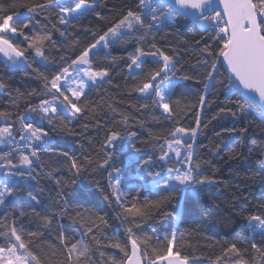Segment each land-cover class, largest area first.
<instances>
[{
	"label": "snow or ice",
	"instance_id": "snow-or-ice-1",
	"mask_svg": "<svg viewBox=\"0 0 264 264\" xmlns=\"http://www.w3.org/2000/svg\"><path fill=\"white\" fill-rule=\"evenodd\" d=\"M165 30L199 33L182 49L199 52L198 67L186 68L180 51L159 45L156 37ZM0 57L7 66L31 69L37 84L13 95L0 77V90H8L12 102L11 109L0 108V264H189L177 239L183 237L179 227L162 229L161 237L145 222L172 213L181 222L186 198L219 186L206 174L204 164L211 161L197 151L204 147L201 129L211 123L203 122L202 113L212 107L209 96L218 87L231 106L217 104L212 120L233 119L222 132H237L236 123L245 124L257 112L264 125V0H13L9 7L0 5ZM117 70L121 79L132 81L127 95L136 93L144 101L134 107L157 123L178 122L173 97L182 82L196 79L203 85L194 126H176L167 136L144 141L154 151L136 164L154 200L134 194L111 151L125 137L140 135L132 130L129 113L107 104L114 113L108 124L116 126L105 132L95 158L83 143H96L85 134L90 126H101L105 107L91 97L114 85ZM18 99L24 101L22 112ZM247 133L243 126L237 136L251 153L255 146L248 145ZM61 140L66 147H60ZM77 143L81 156L72 147ZM222 148L233 152L232 159L243 155L228 144L214 145L213 154ZM256 150L261 155L254 157L251 175L264 186V144ZM64 164L71 175H65ZM93 172L106 180L95 184L104 200L122 209L117 218L124 231L116 236L98 235L110 226L108 218L85 208L71 187ZM173 203L177 207L166 212ZM198 214L212 213L204 207ZM221 222L236 239L224 244L214 264H264V199L248 208L233 204Z\"/></svg>",
	"mask_w": 264,
	"mask_h": 264
},
{
	"label": "trees",
	"instance_id": "trees-1",
	"mask_svg": "<svg viewBox=\"0 0 264 264\" xmlns=\"http://www.w3.org/2000/svg\"><path fill=\"white\" fill-rule=\"evenodd\" d=\"M12 2L13 0H0V5L9 7ZM29 2H35V0H29ZM16 11L25 13V9L20 7H17ZM90 20L91 18L85 19L82 23L87 25ZM79 27L80 25H77L78 29ZM193 38H199V33L195 30L188 32H184L183 30L180 32L165 30L156 37L161 47L166 48L170 52H181L183 56L182 63H184L186 68L198 67L199 52L192 47H189L186 53L182 51L183 47L187 43H190ZM98 59L103 61V57ZM203 71V69H200L201 73ZM30 73L31 69L25 70L23 66L10 67L5 65L3 59L0 57V77L5 78L9 82L13 95H16V90L24 92L37 87ZM187 74L195 76L194 72ZM220 78L222 79L223 77L221 76ZM182 84L183 86L173 97L174 103L178 101L175 106L180 113V117L177 123L172 124L168 121L157 123L152 120L148 112L142 109L138 111L134 107L138 103H144V101L138 100V94L136 93H132L131 96L127 95L131 90L132 81L121 79L119 70H117L114 76L113 86L105 85L104 88L94 93L91 97L97 103L105 105L104 111L100 113L101 126L99 128L90 126L89 131L85 134L95 140L96 143H93L89 147L88 141H83L86 150L94 158L95 153L99 149V143L103 142L105 132L110 127L116 126L115 122L111 125L108 124L114 113L108 110L107 104H111L117 113H129L132 117L130 120L132 130L140 133L135 139L125 137L111 151H113L117 166L124 170L126 183L135 187L134 194H139L141 201L156 199L150 187L145 185V182H147V179L143 178L145 174L136 164V161L140 160L145 153L154 151L144 141L149 140L150 137L167 136L168 132L176 126L187 128L195 125V112L199 107L198 97L203 93V85H198L196 79L182 82ZM209 99L214 100V103L212 107L203 110L202 119L204 123H209V121L211 123H209L207 129H201L203 135L199 139L204 147H198L197 151L203 155L205 161H211V164H204V167L208 169L206 174L213 176L219 182V186H210L202 193L186 198L184 201L186 212L181 222H178L175 214L172 213V209L177 207L175 203L165 209L166 212L172 213V215H157L145 222L146 227L148 225L156 227L161 237L165 234L162 229L169 227L175 229L179 227L183 233V237L181 238L178 234L177 239L184 245L182 251L190 256V264H214L215 257L220 254L224 244L231 243L236 239L234 235L230 234V226H226L221 222L222 218L229 214V208L233 204L248 208L249 206L254 207L264 199V186L261 185L258 178L251 175L250 168V165L257 163L254 157L261 155L256 149L261 144H264V125L260 123L259 113L257 112L254 116L249 117L245 124L236 123L237 132L243 126L249 127V133L244 135H250L251 139L247 143L250 147L255 146L253 151L249 153L243 147V142L237 136V132L221 131V126H232L233 119L230 116L220 119L219 124L216 120H212V116L215 115L213 109L217 104L231 106L229 101L225 99V96L221 94L219 87L213 95L209 96ZM17 102L20 104L19 111L22 112L24 101L18 99ZM0 108H12L8 90H0ZM104 113H107V115ZM119 119L120 117L117 115L116 120L118 121ZM2 123L3 121H0V124ZM142 124L144 127H141ZM217 132H220L219 136L216 135ZM217 144H228L235 152L243 153V155L239 159H232L233 152L223 148L218 155L213 154V146ZM60 147H66L63 140L60 141ZM72 147L76 149L75 154L81 156L79 144H74ZM44 159L47 160V157ZM61 167L65 175H71L68 172L67 164ZM104 175L106 176V173ZM97 180L101 184L106 183V180L99 178L97 172L91 174L85 173L78 177L76 183L71 187L75 190V194L85 201V208L90 209L92 212L106 215L108 218L110 226L103 229L98 235L116 236L124 231V226L117 218L118 211L122 212V209H118L117 206L109 204L104 200L105 192L95 187ZM34 187L37 191L39 190L35 185ZM204 207L209 208L212 214L207 216L198 214L199 209ZM82 231H86V229H82ZM157 246H160L159 241L157 242ZM111 251L113 253L117 252L116 249H112ZM254 259L259 261V254H256ZM225 264H228V262L226 261Z\"/></svg>",
	"mask_w": 264,
	"mask_h": 264
},
{
	"label": "rangeland",
	"instance_id": "rangeland-1",
	"mask_svg": "<svg viewBox=\"0 0 264 264\" xmlns=\"http://www.w3.org/2000/svg\"><path fill=\"white\" fill-rule=\"evenodd\" d=\"M147 183H148V181H147V182H145V185H147Z\"/></svg>",
	"mask_w": 264,
	"mask_h": 264
},
{
	"label": "water",
	"instance_id": "water-1",
	"mask_svg": "<svg viewBox=\"0 0 264 264\" xmlns=\"http://www.w3.org/2000/svg\"><path fill=\"white\" fill-rule=\"evenodd\" d=\"M2 58V57H1ZM3 59V58H2ZM189 264H190V262H189Z\"/></svg>",
	"mask_w": 264,
	"mask_h": 264
}]
</instances>
